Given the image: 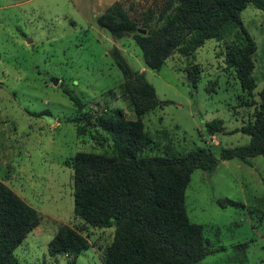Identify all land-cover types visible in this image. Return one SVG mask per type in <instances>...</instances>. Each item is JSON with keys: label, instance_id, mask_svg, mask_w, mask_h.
Masks as SVG:
<instances>
[{"label": "rangeland", "instance_id": "374dc122", "mask_svg": "<svg viewBox=\"0 0 264 264\" xmlns=\"http://www.w3.org/2000/svg\"><path fill=\"white\" fill-rule=\"evenodd\" d=\"M116 1L140 28L156 25L164 2L0 0V185L39 216L14 249L18 264H70L71 255L49 253L48 243L62 224L88 243L73 264H102L114 226H92L75 213L73 170L66 160L78 151H113L110 135L94 123L95 116L121 111L127 119L136 118L121 87L114 46L154 86L158 100H167L141 116L151 139L144 154L172 156L206 145L218 156L223 147L250 139L238 129L259 102L264 84V11L248 4L240 14L256 44V82L250 91L227 64L236 34L207 39L194 59L174 51L153 69L145 64L134 32L116 37L98 24L97 16ZM151 8L153 19L147 20ZM193 62L201 69L196 87L186 71ZM64 87L80 95L85 106L77 107ZM214 118L223 120L224 130L211 134L205 121ZM223 198L243 206H222ZM185 204L189 220L203 225L207 239L208 253L200 264H264V155L220 159L211 172L195 168Z\"/></svg>", "mask_w": 264, "mask_h": 264}, {"label": "trees", "instance_id": "16d2710c", "mask_svg": "<svg viewBox=\"0 0 264 264\" xmlns=\"http://www.w3.org/2000/svg\"><path fill=\"white\" fill-rule=\"evenodd\" d=\"M248 4L264 11V0H164L158 7L156 25L140 28L116 1L96 20L116 37L134 32L145 64L153 69L174 51L194 59L207 39L234 33L238 39L228 45L227 64L235 67L242 85L251 91L256 82V44L240 15ZM154 12L155 8L149 9L147 20L153 19ZM112 56L122 71L121 87L136 118L127 119L121 111L94 117V123L110 135L113 151H78L66 160L73 170L74 211L92 226H114L113 238L101 253L102 264H200L208 253V243L203 225L187 216L186 186L195 168L211 172L220 159L247 161L249 156L264 155V84L259 102L238 129L250 136L247 143L223 147L218 156L206 145L172 156L144 154L151 139L141 116L167 100H158L154 86L142 72L130 67L117 46L112 48ZM186 71L190 84L196 87L199 64H189ZM63 91L77 107L85 106L73 89L64 87ZM205 126L211 134L224 130L221 118L207 120ZM219 203L243 206L230 198L219 199ZM38 221L34 208L0 185V264H18L14 249ZM87 244L78 230L62 224L48 247L51 255H71L69 263L73 264Z\"/></svg>", "mask_w": 264, "mask_h": 264}, {"label": "water", "instance_id": "95a60500", "mask_svg": "<svg viewBox=\"0 0 264 264\" xmlns=\"http://www.w3.org/2000/svg\"><path fill=\"white\" fill-rule=\"evenodd\" d=\"M52 81H53L54 84L57 83V79L56 78H52Z\"/></svg>", "mask_w": 264, "mask_h": 264}]
</instances>
